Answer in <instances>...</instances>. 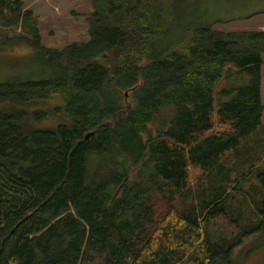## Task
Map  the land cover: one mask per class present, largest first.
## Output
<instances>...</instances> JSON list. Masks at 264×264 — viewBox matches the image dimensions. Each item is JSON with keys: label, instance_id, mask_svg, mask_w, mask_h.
I'll return each mask as SVG.
<instances>
[{"label": "trees", "instance_id": "16d2710c", "mask_svg": "<svg viewBox=\"0 0 264 264\" xmlns=\"http://www.w3.org/2000/svg\"><path fill=\"white\" fill-rule=\"evenodd\" d=\"M91 1L88 42L57 50L27 0H0V56L28 49L41 68L0 75V264H235L229 172L264 133V31L193 23L209 0H182L178 16L170 0ZM172 22L184 26L163 47ZM26 26L30 38L7 34ZM256 179L259 222L242 235L264 242ZM192 193L197 206L176 210Z\"/></svg>", "mask_w": 264, "mask_h": 264}, {"label": "rangeland", "instance_id": "374dc122", "mask_svg": "<svg viewBox=\"0 0 264 264\" xmlns=\"http://www.w3.org/2000/svg\"><path fill=\"white\" fill-rule=\"evenodd\" d=\"M170 1L172 3L171 6L174 8L171 11L176 12L177 16L179 13L177 7L180 4H187V2H182V0ZM150 2L153 4V9L157 8L159 0H151ZM197 6V16L192 19L195 24L202 18L212 22L213 29L217 31H264V0H209L204 2V5L200 3ZM26 10L33 12V24L38 27L42 46L46 48L62 50L72 44L79 43L80 45L89 40L88 19L93 12L91 0H27ZM189 14L190 12L188 11H182L179 16L180 22L183 21L184 17L187 18ZM172 24L174 31L169 36L167 45H163V47L168 46V44H176V39L180 36L181 25L184 26L183 23H180V27H175V22H172ZM7 34L13 39L21 37L27 39L31 36L27 26L26 28H18L17 31L13 29ZM0 57V75L4 77L25 76L27 78H39L40 63L35 54L28 49H23L18 54L1 55ZM261 89L264 104V66ZM127 95L128 92L125 93V96ZM262 122L264 128V116ZM263 146L264 133L252 136L241 148L242 150L251 149L255 152V154H251L252 160L244 161L245 163L239 166L238 169H234L231 173L229 172V178L232 180L237 178L233 181L232 187L228 189L230 191V206L227 210L230 211L228 215L236 220L239 225L236 230L240 234L237 235L238 240L234 241L235 243L242 241V244L238 245L233 251L235 264H264V242L261 240L260 233L242 235V233H251L259 222L256 212L260 205L262 192L260 193L261 190L256 181V176L264 171ZM261 154L263 155L259 156ZM250 163L258 168L250 170ZM242 167L244 168L241 169ZM253 169L256 171L251 174ZM242 174L247 175L248 179L243 180L239 186L236 182ZM189 182L193 190L203 187L198 169L193 168L190 170ZM235 188L238 189L235 190ZM193 198L194 193L186 198L184 203L186 208L193 201ZM180 201L177 200L173 203L176 210L180 208L178 204ZM167 202V200H162L157 205L158 207H165L168 205ZM194 204L196 203L194 202ZM218 222L224 226L228 225V221L224 218H219Z\"/></svg>", "mask_w": 264, "mask_h": 264}, {"label": "crops", "instance_id": "0c3cea01", "mask_svg": "<svg viewBox=\"0 0 264 264\" xmlns=\"http://www.w3.org/2000/svg\"><path fill=\"white\" fill-rule=\"evenodd\" d=\"M262 100H263V98H262ZM264 116V115H263ZM194 192V191H193ZM192 194H190V196H191ZM185 200H181L180 201V203H178L179 204V207L180 208H177V209H179L178 211H182V212H184V213H186V212H188V210H190L191 208H193V207H195L197 204H194V202L192 201V202H190L189 204H188V206H187V208L185 207ZM196 203V202H195Z\"/></svg>", "mask_w": 264, "mask_h": 264}]
</instances>
